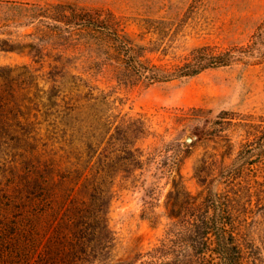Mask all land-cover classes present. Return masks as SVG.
<instances>
[{
	"label": "rangeland",
	"instance_id": "rangeland-1",
	"mask_svg": "<svg viewBox=\"0 0 264 264\" xmlns=\"http://www.w3.org/2000/svg\"><path fill=\"white\" fill-rule=\"evenodd\" d=\"M76 14L117 20L160 64L204 45L248 51L193 76L125 85ZM0 120L15 135L17 122L29 132L21 149L0 137V172L19 152L87 166L73 196L106 214L114 244L96 253L106 264H139L170 239V264H213L212 235L205 247L177 232L199 226L206 210L234 228L238 264H264V159L248 165L240 191L219 176L257 153L246 151L256 141L246 130L264 124V0H0ZM169 212L185 215L176 225Z\"/></svg>",
	"mask_w": 264,
	"mask_h": 264
},
{
	"label": "trees",
	"instance_id": "trees-1",
	"mask_svg": "<svg viewBox=\"0 0 264 264\" xmlns=\"http://www.w3.org/2000/svg\"><path fill=\"white\" fill-rule=\"evenodd\" d=\"M99 16L76 14L74 17L79 22L75 24L82 25L83 29L97 36V44L103 50L104 60L112 68L114 78L125 85L193 76L206 68L228 65L248 51L236 45L223 49L204 45L192 49L177 64H160L150 56L153 48L140 44L136 37L133 38L130 33L119 28L117 20L100 19ZM102 103L107 104L109 101L104 100ZM221 114L218 124H223L227 118L224 116L227 113ZM128 123L120 121L115 126L124 125L128 128ZM16 125L19 129L13 130L18 131L15 135L0 120V137L14 141L17 149H21L23 146L20 145L29 143V132L18 122ZM247 127L250 128L246 130L248 135L254 131L256 141L246 151H257L256 156L238 166L229 164L219 173L224 184L239 191L244 188L247 180L243 173L251 170L248 165L257 158L264 159V124L260 126L250 123ZM7 149L4 145V150ZM33 149L30 150L33 152ZM91 149L93 145L89 146ZM116 150L125 152L131 148L122 146ZM15 155L20 160L6 161L4 167L8 164L7 168H2L0 172L2 177H5V173L10 176L0 187V264H106V258H97L96 254L98 250L107 251L114 244L106 214L99 210L91 212L80 209L73 196L75 187L87 175V166L84 169L77 166L79 160L74 162L76 164L67 165L56 158L50 163L39 164L38 161L35 163L28 160V153L19 152ZM181 215L183 217L185 214L168 213L170 218H176V225L182 221ZM197 219L199 226L183 224L177 232L187 231L202 238L204 242L201 244L205 247L207 239L212 235L211 244L215 253L213 264H238L242 256L241 246L238 245L234 228L229 226L226 218L218 221L206 210ZM177 238L181 240L182 246L192 245L182 243L181 237ZM174 247L171 239L161 242L148 252L149 259L139 264H170L169 255L173 253ZM116 263L123 264L122 260Z\"/></svg>",
	"mask_w": 264,
	"mask_h": 264
},
{
	"label": "water",
	"instance_id": "water-1",
	"mask_svg": "<svg viewBox=\"0 0 264 264\" xmlns=\"http://www.w3.org/2000/svg\"><path fill=\"white\" fill-rule=\"evenodd\" d=\"M191 141V137L190 136H186L185 137V142L189 143Z\"/></svg>",
	"mask_w": 264,
	"mask_h": 264
}]
</instances>
